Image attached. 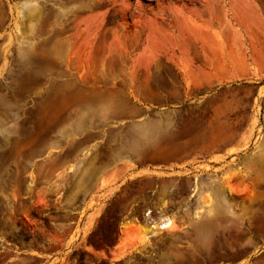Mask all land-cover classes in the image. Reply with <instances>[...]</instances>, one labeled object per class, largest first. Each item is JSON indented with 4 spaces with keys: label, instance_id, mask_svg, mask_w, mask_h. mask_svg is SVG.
<instances>
[{
    "label": "rangeland",
    "instance_id": "374dc122",
    "mask_svg": "<svg viewBox=\"0 0 264 264\" xmlns=\"http://www.w3.org/2000/svg\"><path fill=\"white\" fill-rule=\"evenodd\" d=\"M244 257L264 264V0H0V264Z\"/></svg>",
    "mask_w": 264,
    "mask_h": 264
},
{
    "label": "bare ground",
    "instance_id": "6f19581e",
    "mask_svg": "<svg viewBox=\"0 0 264 264\" xmlns=\"http://www.w3.org/2000/svg\"><path fill=\"white\" fill-rule=\"evenodd\" d=\"M151 226L149 229H147L146 231L149 233H153V235H147V239H150L152 236L157 235L158 232L156 231H161V230H171L173 229V227L176 225L173 224V221L171 219H164L160 222H154L152 221ZM174 231V230H173Z\"/></svg>",
    "mask_w": 264,
    "mask_h": 264
},
{
    "label": "crops",
    "instance_id": "0c3cea01",
    "mask_svg": "<svg viewBox=\"0 0 264 264\" xmlns=\"http://www.w3.org/2000/svg\"><path fill=\"white\" fill-rule=\"evenodd\" d=\"M148 172H151V170H147V168H139L137 170L138 176H145ZM217 264H253V260L249 257H244L240 259H220Z\"/></svg>",
    "mask_w": 264,
    "mask_h": 264
},
{
    "label": "built area",
    "instance_id": "2783aa9c",
    "mask_svg": "<svg viewBox=\"0 0 264 264\" xmlns=\"http://www.w3.org/2000/svg\"><path fill=\"white\" fill-rule=\"evenodd\" d=\"M140 227H141V225H140ZM144 229V228H143Z\"/></svg>",
    "mask_w": 264,
    "mask_h": 264
}]
</instances>
